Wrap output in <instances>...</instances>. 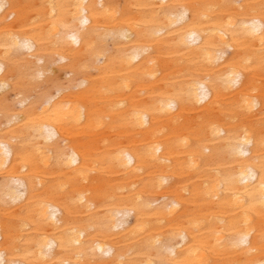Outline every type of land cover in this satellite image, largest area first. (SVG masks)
<instances>
[{"label":"bare ground","instance_id":"bare-ground-1","mask_svg":"<svg viewBox=\"0 0 264 264\" xmlns=\"http://www.w3.org/2000/svg\"><path fill=\"white\" fill-rule=\"evenodd\" d=\"M0 264H264V0H0Z\"/></svg>","mask_w":264,"mask_h":264}]
</instances>
